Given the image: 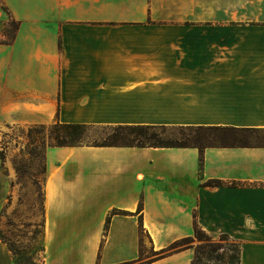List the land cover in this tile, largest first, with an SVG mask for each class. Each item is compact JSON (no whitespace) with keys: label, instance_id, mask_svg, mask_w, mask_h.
<instances>
[{"label":"crops","instance_id":"0c3cea01","mask_svg":"<svg viewBox=\"0 0 264 264\" xmlns=\"http://www.w3.org/2000/svg\"><path fill=\"white\" fill-rule=\"evenodd\" d=\"M178 7V22L66 24L59 69L30 84L21 43L0 50L7 123L250 130L201 151L48 146L38 264H190L193 247L171 245L193 236L194 221L237 240L238 264H264V0ZM0 264H20L1 242Z\"/></svg>","mask_w":264,"mask_h":264},{"label":"rangeland","instance_id":"374dc122","mask_svg":"<svg viewBox=\"0 0 264 264\" xmlns=\"http://www.w3.org/2000/svg\"><path fill=\"white\" fill-rule=\"evenodd\" d=\"M178 21V0H0V50L16 44L17 40L21 43L24 56L19 61L23 65L20 69L26 72V81L30 84L35 73L46 76L59 69L60 55L55 43L66 24L82 29L83 25L96 23ZM4 54L0 51V68L4 64ZM7 57L8 54L5 61ZM52 123L12 124L0 119V242L4 246L9 244L20 258L36 263L42 247L44 153L54 144L48 129ZM110 133V129L101 125H90L82 141L101 143ZM157 133L161 139L221 141L214 134L182 130L177 126H165ZM248 139L254 140L256 135L251 134ZM197 242L194 239L191 244ZM228 242H222L223 251L229 248ZM203 261L218 264L215 259Z\"/></svg>","mask_w":264,"mask_h":264},{"label":"trees","instance_id":"16d2710c","mask_svg":"<svg viewBox=\"0 0 264 264\" xmlns=\"http://www.w3.org/2000/svg\"><path fill=\"white\" fill-rule=\"evenodd\" d=\"M91 124L77 123V122H59L55 120L52 124L48 125L49 136L54 140L56 146L63 145H130V146H154V147H170V146H187L194 145L201 148L204 145L225 142L228 140H234L237 138L238 132H248L247 129H236L231 127H215V126H187L178 128L184 130L203 131L208 134H214L219 137L221 141H213L204 143L196 140L191 141L189 138L186 139H161L158 137L157 130L165 128V125H144V124H118V125H107L103 126L110 129L111 133L108 134L104 141L101 143H85L82 138L85 131ZM102 126V125H101ZM188 135V134H187ZM198 136V135H197ZM189 137V135H188ZM228 137V139H226ZM204 140L206 137L203 136ZM226 139V140H225ZM190 140V141H189ZM238 140V139H237ZM245 143V142H244ZM201 156H199V169L201 168ZM209 184L221 185L219 180H209ZM140 205H138V209ZM108 218L106 219V223ZM2 241L5 242L1 236ZM197 240V244L192 245L193 240ZM228 242L229 248L227 251H223L225 246L222 242ZM7 244V243H6ZM187 245L193 247L194 255L190 264H205L204 259H215L218 264H238L240 261V243L237 240H232L227 234L217 235V239H213V236L207 234L202 230L198 224L194 221V232L192 237H184L175 241L171 247ZM7 248L10 250L12 257L16 263L20 264H38L32 259L20 258L18 253L7 244ZM222 251L219 252V249ZM216 264V263H215Z\"/></svg>","mask_w":264,"mask_h":264}]
</instances>
